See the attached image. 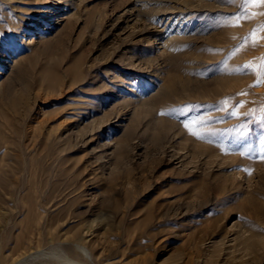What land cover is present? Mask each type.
I'll use <instances>...</instances> for the list:
<instances>
[{
    "label": "rangeland",
    "instance_id": "374dc122",
    "mask_svg": "<svg viewBox=\"0 0 264 264\" xmlns=\"http://www.w3.org/2000/svg\"><path fill=\"white\" fill-rule=\"evenodd\" d=\"M262 157L264 5L0 0V264H264Z\"/></svg>",
    "mask_w": 264,
    "mask_h": 264
},
{
    "label": "bare ground",
    "instance_id": "6f19581e",
    "mask_svg": "<svg viewBox=\"0 0 264 264\" xmlns=\"http://www.w3.org/2000/svg\"><path fill=\"white\" fill-rule=\"evenodd\" d=\"M82 1H84V0H62V2L65 4V9H69L70 7H75V8H78L79 6H80V4H81V2ZM51 13L49 12L48 13V15L50 16V18L49 19H51L52 18V16L50 15ZM138 16V15H137ZM48 19V20H49ZM46 21V20H45ZM36 25H39V24H37V23H35ZM36 28H38V27H36ZM159 51V50H158ZM149 81H150V79H149ZM157 82V81H156ZM155 82V83H156ZM154 83V82H153ZM144 84V83H143ZM150 85V84H149ZM134 85H132V87H133ZM151 86V85H150ZM149 86V87H150ZM145 87V86H144ZM147 87V86H146ZM153 87V86H152ZM134 88V87H133ZM224 88V87H223ZM135 89V88H134ZM133 89V90H134ZM93 245V244H92ZM75 247V249H76V251L80 254V256L88 263V262H90L91 261V259H92V256H91V252L86 248V247H84V246H82V245H75L74 246ZM22 255H24V254H22ZM4 256V255H3ZM17 256V255H16ZM21 256V255H20ZM2 257V256H1ZM22 257V256H21ZM28 257H32V255L31 254H29V255H26V256H23L21 259H15V260H12V261H10V262H8V264H21V262H24V261H26V259L28 258ZM10 258V257H9ZM12 258V257H11ZM10 258V259H11ZM43 258V257H42ZM2 259V258H1ZM6 259H7V257H6ZM13 259V258H12ZM9 260V259H8ZM66 260V262H68L67 264H87L86 262H84V263H82V262H79V261H72V260H69V259H65ZM44 261V260H43ZM93 263V262H92ZM4 264V263H3ZM5 264H6V261H5ZM91 264V263H90Z\"/></svg>",
    "mask_w": 264,
    "mask_h": 264
},
{
    "label": "snow or ice",
    "instance_id": "6c2138e0",
    "mask_svg": "<svg viewBox=\"0 0 264 264\" xmlns=\"http://www.w3.org/2000/svg\"><path fill=\"white\" fill-rule=\"evenodd\" d=\"M244 2L246 4H251L253 6H259V5H264V0H244ZM238 18V17H237ZM185 127H188V125L186 124ZM192 134H196L195 132H192ZM199 138V137H198ZM264 158V157H262Z\"/></svg>",
    "mask_w": 264,
    "mask_h": 264
}]
</instances>
